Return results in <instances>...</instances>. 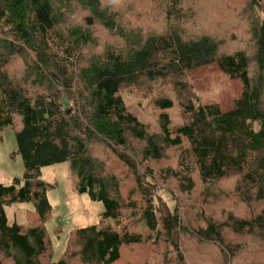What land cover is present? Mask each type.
<instances>
[{"label": "trees", "instance_id": "1", "mask_svg": "<svg viewBox=\"0 0 264 264\" xmlns=\"http://www.w3.org/2000/svg\"><path fill=\"white\" fill-rule=\"evenodd\" d=\"M237 18L245 33L232 30ZM212 64L243 85L229 110L203 103L187 79ZM142 79L172 84L183 123L172 126L168 95L155 99L158 131L128 109L121 90ZM7 127L25 172L0 183V264H41L51 210L42 169L68 160L77 191L104 210L68 233L52 264H113L124 245L141 244L162 251L163 264H189L181 249L170 253L185 237L220 264H264V0H127L117 10L104 0H0ZM16 202H32L41 224H9ZM139 224L145 232L131 230Z\"/></svg>", "mask_w": 264, "mask_h": 264}, {"label": "rangeland", "instance_id": "2", "mask_svg": "<svg viewBox=\"0 0 264 264\" xmlns=\"http://www.w3.org/2000/svg\"><path fill=\"white\" fill-rule=\"evenodd\" d=\"M124 1L127 0H104L106 5L115 10L120 9ZM237 20L238 18L229 22L233 26L232 30L238 34L241 31L245 33ZM96 35L100 36L98 39L101 47L107 41L105 35L102 36L100 31ZM187 79L203 103L216 102L223 110L231 109L233 101L241 95L243 89L239 79L227 76L216 64L191 70L187 73ZM121 95L128 109L140 120L150 123L155 131L159 130L160 113L155 99L161 95H168L174 100V107L168 110L172 118V126L183 123L179 100L170 82L142 79L136 87H123ZM16 148L15 130L11 127L0 130V183L2 184L9 185L15 177L21 178L24 175V163ZM177 155L178 152H173L171 160L174 161ZM124 169L123 165H118V172ZM41 178L48 185L47 199L51 210L49 217L42 222L47 230L48 241L46 250L39 259L41 264H52L64 249L68 233L73 229L99 223L104 206L102 202L91 200L87 194L77 191L78 178L70 160L44 167ZM224 187L228 188L227 184H224ZM171 194L164 188L158 191L159 198L170 208L174 205ZM194 199L196 200L195 197ZM187 200L189 203L193 201L189 198ZM5 210L9 224L14 222L24 226L41 224L39 214L32 202L12 203ZM131 230L145 232L144 226L140 224L133 226ZM171 248V254L180 249L184 251L189 264H220L215 255L199 253L196 245L186 237L181 238L178 245ZM150 250H153V246L148 244L124 245L121 258L113 264H163L164 253ZM3 264H15V262L12 258H6Z\"/></svg>", "mask_w": 264, "mask_h": 264}, {"label": "built area", "instance_id": "3", "mask_svg": "<svg viewBox=\"0 0 264 264\" xmlns=\"http://www.w3.org/2000/svg\"><path fill=\"white\" fill-rule=\"evenodd\" d=\"M68 222H65V224H67Z\"/></svg>", "mask_w": 264, "mask_h": 264}]
</instances>
